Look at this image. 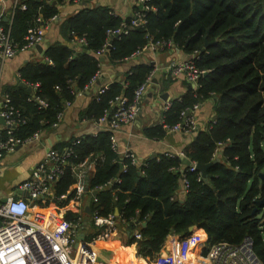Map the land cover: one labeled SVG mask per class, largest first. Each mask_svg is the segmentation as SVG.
Listing matches in <instances>:
<instances>
[{
	"label": "trees",
	"instance_id": "16d2710c",
	"mask_svg": "<svg viewBox=\"0 0 264 264\" xmlns=\"http://www.w3.org/2000/svg\"><path fill=\"white\" fill-rule=\"evenodd\" d=\"M62 1L20 0L11 25L4 17L1 24L22 47L30 29L45 26L59 15ZM147 5L149 10L136 11L145 20L138 27L132 25L135 15L124 19L104 7L86 8L68 17L61 25L67 43L51 45L45 62L27 63L20 70L21 79L33 93L22 87L8 91L19 114L14 137L25 143L57 125L75 100V88L80 92L94 82L101 54L116 64L148 46L171 41L173 47L195 55V64L207 74L201 76L196 89L171 103L160 124L145 127L143 133L162 140L170 128L183 122L184 113L216 99L215 118L192 135L183 154L194 163L209 165L220 153V162L209 166L206 179L198 170H188L179 156L159 154L134 165L112 149L113 133L106 128L95 136L76 137L54 148L71 152L64 175L54 185L55 196L62 199L61 207L68 205L77 190L74 168L94 162L87 184L89 218L115 216L119 211L131 232L138 223H146L140 241L130 240L131 245L139 241L143 257L153 259L170 235H179L182 241L202 231L210 244H241L251 239L253 251L264 264V204H259L264 199V0H149ZM123 24L127 25L126 34H111ZM152 72L146 63L135 66L124 82L103 88L84 117L110 120L118 99L126 98V106L131 105L135 91ZM175 80L171 77L167 86ZM37 98L46 101L47 107ZM183 174L189 190L181 200L175 195ZM110 181L113 183L106 185ZM95 196L96 203L91 201ZM65 215L72 222L79 218L69 210ZM193 226L197 229L190 232ZM207 253L198 248L193 257L205 258Z\"/></svg>",
	"mask_w": 264,
	"mask_h": 264
},
{
	"label": "built area",
	"instance_id": "2783aa9c",
	"mask_svg": "<svg viewBox=\"0 0 264 264\" xmlns=\"http://www.w3.org/2000/svg\"><path fill=\"white\" fill-rule=\"evenodd\" d=\"M5 1L0 0L2 3ZM15 1L16 5L20 2V0ZM148 1L140 0L144 5L143 11L149 10ZM22 9H26V6L22 5ZM1 19L2 17H0V62L14 58L19 52L28 51L43 41V26H35L29 30L26 36L27 43L19 47L11 38L10 29L1 24ZM144 23L145 20L142 15H135L132 25L138 27ZM126 33V24H123L121 29L111 32L112 35ZM80 43H84V40H80ZM171 47H173L171 41H162L144 49L162 50ZM141 51H138L134 56ZM194 58L195 55L185 62L170 66L169 69L172 77L183 79L196 89L205 72L199 70ZM99 75L100 72L94 81ZM152 81L151 75V78L147 79L135 91L134 101L131 105L126 106V98H119L117 111L111 119L105 117L98 121L113 133L112 149L123 158H129L132 164L138 166L143 163L139 162L135 153L129 150L122 152L119 149L116 133L123 126L131 124L137 119L141 100ZM102 92L103 90L99 93ZM37 100L42 107H47L46 101L39 98ZM170 107L171 103H167L163 112ZM1 117L5 121V128L0 130V161L5 154L14 152L19 145L23 144L13 134V127L16 125L19 114L11 105L9 96L5 98ZM197 130L198 125L192 112L184 113L183 122L170 128V132L181 131L186 134H194ZM38 136L39 134L35 137ZM70 154L69 149L61 152L51 148L43 161L37 165L32 178L20 187L22 190H27L31 198L25 199L14 196L7 198L5 203L0 202V264H104L99 260V251L101 247L108 245L115 236L118 216H94L91 218V223L95 231L89 235L86 230L85 217L90 220L89 216H91L90 213L87 214L86 212V206L88 205L90 208L87 184L89 173L94 172L92 166H96L94 162H84L74 168L77 176L75 198L65 207H55V209L64 210V212L68 210L75 212L79 217L78 220L72 222L62 219L52 226L47 219L40 216L43 209L47 210L49 205L54 206L55 203L62 200L55 196L54 185L64 175V166L67 164ZM165 155L185 158L183 152L179 154L169 152ZM196 165L197 163L192 162L191 166L185 165V167L187 166L190 171H197ZM182 178L183 190L187 193L189 184L184 174ZM112 183L113 181H110L106 185ZM102 188L101 186L100 189ZM91 201L96 203L98 199L95 196ZM116 212L119 213V211ZM122 221L124 222V220ZM134 236L141 239L139 231H136ZM198 248L208 251L205 258L199 259L205 264H262L253 251V244L249 238L241 244L227 242L209 244L197 233L177 243L175 256H169V253L160 254L152 261V264H192L191 259L194 258L193 254Z\"/></svg>",
	"mask_w": 264,
	"mask_h": 264
},
{
	"label": "crops",
	"instance_id": "0c3cea01",
	"mask_svg": "<svg viewBox=\"0 0 264 264\" xmlns=\"http://www.w3.org/2000/svg\"><path fill=\"white\" fill-rule=\"evenodd\" d=\"M15 7V0H6L3 3L0 2V15H2L0 17H4V21L9 25L12 23ZM98 7L107 8L112 14L121 16L124 19L136 15V11L139 9L143 10L140 0H63L60 2L59 15L47 25L43 26L44 38L40 44L42 46L45 45L44 52L40 53L36 47H34L28 51L19 52L14 58L0 62V130L5 128V124L1 121V111L5 98L9 96L8 91L10 89L22 87L20 85L21 83L31 87L21 79V68L27 63L45 62L46 52L51 45L57 43L64 45L67 43L61 34V25L68 17L74 16L83 9ZM111 41L108 44L110 47L112 44ZM79 46L82 47L81 44H79ZM99 58L101 62L99 77L88 85L85 90L80 92L75 90L77 92L75 100L66 107L60 122L56 126L40 132L38 137L21 144L14 152L5 154L1 159L0 202H3V200L9 197H20L16 195L17 191L25 182L32 178L37 165L43 161L45 155L51 148L54 149L55 147L68 143L76 137L85 135L95 136L99 132L106 130L107 127L103 123L88 120L84 115L95 96L103 88L109 87L116 81L124 82L128 73L139 64L146 63L151 66L152 63H155V65L151 66L153 68L152 80L156 79L158 81V86L156 91L153 92L152 87L154 83L153 81L151 82L147 92L141 100L137 119L133 123L123 126L116 133L119 149L122 152L124 150H129L135 153L139 162L144 163L148 158L154 155L169 152L174 154L182 153L184 147L191 143L193 134H186L181 131L169 132L162 140L155 138L150 139L143 133L145 127L158 125L163 121V111L167 103H172L174 100L180 99L189 89H194L190 83L183 79H177L170 86H167L172 77L169 67L191 59V55L186 54L177 47H171L162 50L152 48L143 49L141 53L136 56L116 64L111 63L106 54H101ZM165 94H168L166 101L162 99V95ZM215 103L216 99L207 100L196 106L192 111L198 129L206 126L215 118ZM217 158H220V153ZM93 170H95L94 166H92V171ZM185 194L183 182L181 180V189L176 192L175 198L183 200ZM51 206L53 207L52 209L47 208V210H42L40 214L42 218L47 219L52 226L56 225L62 219L67 220L64 210L55 209V207L62 208L60 202ZM115 215L118 216L116 219L117 232L108 245L101 247L99 251V259L101 262L103 261L105 264H135L136 261H138V264H144L140 263L143 258L146 260L147 264H152V261L160 254L169 253V256H175L177 243L181 241L179 235H170L163 245L161 252L153 259L145 258L140 255L138 251V242L140 239L134 236L136 231H141L145 223H138L136 230L131 232L128 228V224L120 219V214L116 212ZM86 219L85 217V220ZM86 230L89 235L95 231L91 223V218L88 220ZM196 233L210 244L205 232L198 231ZM133 237L139 240L135 245L130 244V240ZM124 240H127L128 255L119 252L115 248L117 245H121ZM103 249H106L108 253L102 254ZM127 256L131 258L132 262H127ZM191 261L192 264L204 263L202 260L195 258H192Z\"/></svg>",
	"mask_w": 264,
	"mask_h": 264
},
{
	"label": "water",
	"instance_id": "95a60500",
	"mask_svg": "<svg viewBox=\"0 0 264 264\" xmlns=\"http://www.w3.org/2000/svg\"><path fill=\"white\" fill-rule=\"evenodd\" d=\"M35 47H36V49H37L40 53H41V52H44L43 50H44L45 45L42 46L41 44H38V45H36ZM108 48H110V45H109ZM102 60H103V59H102ZM153 65H155V63H152V64H151V66H153ZM205 74H207V73H205ZM153 83H154V85H153V87H152V91L155 92V91H156V88H157V86H158V81H157L156 79H153ZM20 85H21L22 87H24L25 89H27V91H28L30 94L33 93V89H32V87H28V86H27L26 84H24V83H21ZM191 87H192V86H191ZM75 90L78 91L77 88H75ZM167 98H168V94L162 95V99H163L164 101H166ZM1 121H2L3 124H5V121H4L3 118H1ZM19 146H20V145H19ZM19 146H18V148H19ZM183 162H184L185 165H187V166H191V164H192V161H190V160L187 159L186 157L183 158ZM217 162H220V158H216V159H214L213 162H212L211 164H209V165L197 164V165H196V170H198V171L201 173V176H202L204 179H206V178H207V169L209 168V166H211L212 164L217 163ZM261 177H262V179H263V181H264V174H261ZM87 180H88V179H87ZM16 195H19L20 197H23V198H25V199H30V198H31L30 195H29V192H28L27 190L19 189V190L17 191ZM5 202H6V199L3 200V203H5ZM259 204H260V205H263V204H264V199L261 200V201H259ZM86 212H87V213H90V208H89L88 205H87V207H86ZM87 223H88V219L85 220V223H84V224L87 225ZM144 226H146V223L144 224ZM196 229H197L196 226H193V227L190 228V232H194ZM140 263L147 264L146 260L143 259V258H142V260L140 261Z\"/></svg>",
	"mask_w": 264,
	"mask_h": 264
},
{
	"label": "rangeland",
	"instance_id": "374dc122",
	"mask_svg": "<svg viewBox=\"0 0 264 264\" xmlns=\"http://www.w3.org/2000/svg\"><path fill=\"white\" fill-rule=\"evenodd\" d=\"M47 208H50V209H52L53 207L51 206V205H49ZM119 252H123V253H125V254H127L128 255V251H127V240H124L123 242H122V244L121 245H117L116 247H115ZM108 253V251L106 250V249H103L102 250V254H107ZM100 260V259H99ZM126 260H127V262H132V260H131V258H129L128 256L126 257ZM101 261V260H100ZM102 263H103V261H102ZM105 264V263H104Z\"/></svg>",
	"mask_w": 264,
	"mask_h": 264
},
{
	"label": "bare ground",
	"instance_id": "6f19581e",
	"mask_svg": "<svg viewBox=\"0 0 264 264\" xmlns=\"http://www.w3.org/2000/svg\"><path fill=\"white\" fill-rule=\"evenodd\" d=\"M139 262L138 261H136V263L135 264H138ZM108 264H118V263H108Z\"/></svg>",
	"mask_w": 264,
	"mask_h": 264
}]
</instances>
